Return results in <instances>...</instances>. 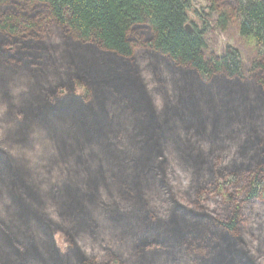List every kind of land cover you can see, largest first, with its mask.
<instances>
[{"label": "trees", "instance_id": "trees-1", "mask_svg": "<svg viewBox=\"0 0 264 264\" xmlns=\"http://www.w3.org/2000/svg\"><path fill=\"white\" fill-rule=\"evenodd\" d=\"M196 2L0 0V264H264V0Z\"/></svg>", "mask_w": 264, "mask_h": 264}, {"label": "rangeland", "instance_id": "rangeland-1", "mask_svg": "<svg viewBox=\"0 0 264 264\" xmlns=\"http://www.w3.org/2000/svg\"><path fill=\"white\" fill-rule=\"evenodd\" d=\"M197 6H204L207 0H197ZM206 48L204 56L208 59L212 54L217 56L225 53V46L230 45L239 49L243 55V72L248 75L251 61L255 55V40L253 37H242L238 32V22L232 21L226 30L213 27L205 37Z\"/></svg>", "mask_w": 264, "mask_h": 264}, {"label": "water", "instance_id": "water-1", "mask_svg": "<svg viewBox=\"0 0 264 264\" xmlns=\"http://www.w3.org/2000/svg\"><path fill=\"white\" fill-rule=\"evenodd\" d=\"M185 30H186L187 32H189V33L192 32V29H191V27H190L189 25H186V26H185Z\"/></svg>", "mask_w": 264, "mask_h": 264}]
</instances>
